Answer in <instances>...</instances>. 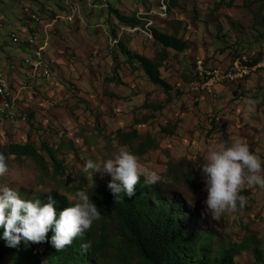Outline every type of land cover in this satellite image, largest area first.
<instances>
[{
  "label": "rangeland",
  "instance_id": "1",
  "mask_svg": "<svg viewBox=\"0 0 264 264\" xmlns=\"http://www.w3.org/2000/svg\"><path fill=\"white\" fill-rule=\"evenodd\" d=\"M90 1L80 0V16L69 22L64 0H0V75L8 79L13 106L10 113L0 116V146L31 143L44 159V169H40L33 159L11 157L8 171L0 175V186L15 189L19 196L59 190L72 197L70 190L84 181L83 175L89 181L102 178L96 173L91 179L92 174L84 171L89 159L102 164L124 147L160 176L164 190L175 191L182 206L192 212L195 228L213 233L225 246L243 248L251 243V249H242L236 262L257 264L253 251L264 249V189L245 185L240 192L247 200L245 208L210 221L202 217L207 192L198 167L207 150L220 143H246L264 159V70L242 84L218 86L216 97H202L199 103L191 91L199 61L208 69H218L242 55L263 60L264 0H181L179 9L168 15L163 0ZM110 8L128 17L140 16L142 21L152 19L147 28L169 34L181 23L179 36L188 41L189 49L181 55L169 51L162 69L173 88L171 95L130 65L116 42L111 45V28L118 20ZM33 15L41 20H31ZM14 35L25 41L36 39V48L15 44ZM121 37L133 53L155 58L162 51L143 27L123 25ZM46 44L44 57L51 79L32 78L25 59ZM259 77V85L252 82ZM247 99L259 101L250 112ZM160 106L163 109L155 110ZM212 121L218 124L214 135H210ZM133 129L141 138L131 149L117 135L119 130ZM148 136L155 141V149L140 155L137 148ZM43 144L58 151L56 157L63 161L70 180L54 174L49 157L41 150ZM178 164L182 168L174 175L181 180L169 187L165 176L170 166ZM103 179L111 181L107 175ZM21 198L26 200V196ZM1 264H9L8 258Z\"/></svg>",
  "mask_w": 264,
  "mask_h": 264
},
{
  "label": "trees",
  "instance_id": "2",
  "mask_svg": "<svg viewBox=\"0 0 264 264\" xmlns=\"http://www.w3.org/2000/svg\"><path fill=\"white\" fill-rule=\"evenodd\" d=\"M163 1L166 15L180 7L181 0ZM64 6L70 12L66 0H64ZM110 12L118 20L116 27L111 28L110 39L119 42L117 45L120 54L130 65L141 69L152 84L161 87L167 95H171L173 88L163 78L162 69L169 59V51L181 55L189 49L188 41L179 36L181 23H178L174 34H169L160 29L147 28L149 22L153 23L152 19L145 18V21H142L140 16L128 17L113 8H110ZM31 20L35 21L34 18ZM123 25L129 29L143 27L146 36L153 39L155 45L160 46L162 51L158 52L155 58L133 53L126 47L121 37ZM33 31L36 34V30ZM27 41L28 39L24 40L23 45H26ZM251 58L252 66L262 61L261 58ZM195 74L197 82V73ZM161 109H163L161 106L155 107V110ZM135 122L137 125L140 124L138 120ZM217 125L216 121H212L213 130L210 135L218 131ZM164 132L174 135V131L169 132L168 129H164ZM117 136L123 146L131 149L134 148L133 142L141 138L137 129L130 132L119 130ZM155 145V141L148 136L146 141L138 146L137 152L144 155L147 151L154 150ZM41 150L49 157L54 174L70 180L67 170H64L63 161L56 157L58 151L46 144L42 145ZM0 153L6 157L7 161L11 157L33 159L40 169H44V159L31 143L0 146ZM181 168L179 164L170 166L165 176L169 187L173 186L176 180H181L179 175H174L180 172ZM82 177L84 181L76 183L70 191L74 195L76 191L86 190L100 210L101 217L93 223L91 229L61 251L54 248L48 241L39 244L21 242L20 245L12 248L0 239V264L7 258L9 264H237L236 257L241 250L252 247L251 243L245 244L243 248L238 245L225 246L216 240L213 233L206 234L199 231L191 221L192 212L189 208L182 206L181 199L175 191L164 190L160 182L154 186H147L141 179L136 185L135 195L132 198L122 193L120 201L116 202L107 180L96 178L89 181L85 175ZM181 178L186 181L191 180V176L182 175ZM49 195L56 201L55 208L58 214L70 207V202L75 203L70 201L69 195L59 190L31 195L20 193V197L26 196V200L40 199L42 202H47ZM52 235L50 231L48 240ZM82 243H90L91 246L87 252L82 251ZM253 253L257 264H264V249L255 247Z\"/></svg>",
  "mask_w": 264,
  "mask_h": 264
},
{
  "label": "clouds",
  "instance_id": "3",
  "mask_svg": "<svg viewBox=\"0 0 264 264\" xmlns=\"http://www.w3.org/2000/svg\"><path fill=\"white\" fill-rule=\"evenodd\" d=\"M28 73L32 78L38 77H34L29 69ZM258 102L247 99V111L250 112ZM8 168L6 157L0 153V175L5 174ZM198 168L207 192L202 217L210 221L220 220L226 213L245 208L246 197L240 195L245 185L264 189V159L250 151L249 145L243 142L220 143L215 148L210 147ZM84 171L92 174L91 179L96 173H101L102 178L104 175L110 176L108 187L116 202L120 201L122 193L132 198L141 179L147 186H154L161 179L124 147L102 164L89 159ZM70 201L75 203L70 202L71 206L58 214L56 201L51 195L47 202L40 199L25 200L15 189L0 186V239L12 248L21 242L39 244L48 241L57 250H63L76 238L83 237L101 217L100 210L86 190L76 191ZM50 231L53 235L48 240ZM90 246V243H82L81 249L87 252Z\"/></svg>",
  "mask_w": 264,
  "mask_h": 264
},
{
  "label": "built area",
  "instance_id": "4",
  "mask_svg": "<svg viewBox=\"0 0 264 264\" xmlns=\"http://www.w3.org/2000/svg\"><path fill=\"white\" fill-rule=\"evenodd\" d=\"M88 1L91 2L90 0ZM66 5L70 10L68 20L69 22H74L81 14L80 0H66ZM33 18L37 21L41 20L37 15H33ZM13 40L17 45H22L25 43L24 40L18 35H14ZM114 42L119 44V42L111 40V44L114 45ZM26 45L28 49L36 48V39H28ZM47 48V44L40 49L37 48L34 53L25 59V65L31 71L34 77L41 75L47 79H50L52 76V71L44 58V53ZM261 70H264V58L259 64L252 66V58L247 55L235 59L231 65L229 64L225 68L218 69H208L205 67L203 61H199L196 69L197 82L193 85L191 91L194 95V102H201L202 97L205 96H213L214 98L216 97L215 92L218 86L246 82L248 78ZM8 91V79L4 74H2L0 75V116L3 117L10 113L13 107L8 97Z\"/></svg>",
  "mask_w": 264,
  "mask_h": 264
},
{
  "label": "crops",
  "instance_id": "5",
  "mask_svg": "<svg viewBox=\"0 0 264 264\" xmlns=\"http://www.w3.org/2000/svg\"><path fill=\"white\" fill-rule=\"evenodd\" d=\"M261 81H262V78L259 77L258 79H254L252 82H253V83H257V84L259 85V83H261ZM259 89H260V87H259ZM261 102H264V97H263V99L261 100Z\"/></svg>",
  "mask_w": 264,
  "mask_h": 264
}]
</instances>
